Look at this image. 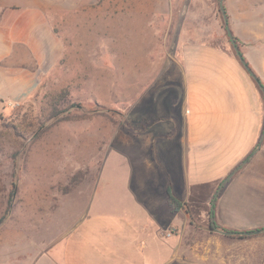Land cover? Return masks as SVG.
Returning a JSON list of instances; mask_svg holds the SVG:
<instances>
[{
  "label": "rangeland",
  "instance_id": "374dc122",
  "mask_svg": "<svg viewBox=\"0 0 264 264\" xmlns=\"http://www.w3.org/2000/svg\"><path fill=\"white\" fill-rule=\"evenodd\" d=\"M51 2L48 14L64 56L30 98L12 99L16 105L5 103L0 112V264H35L92 203L91 214H138L130 186L149 173L148 184L162 181V160L150 139L181 131L178 43L205 42L236 56L221 0ZM241 4L224 0L230 28L228 10ZM64 90L61 116L88 118L53 124L50 104ZM103 108L117 115H103ZM173 150L179 154L177 145ZM249 163L217 198L219 229L264 230V184ZM227 177L185 193L177 185L173 194L182 209L174 215L166 208L175 221L151 224L161 225L162 240L175 249L166 264H264V232L242 239L209 230L213 199ZM159 198L165 206V190ZM143 214L139 221L146 222ZM155 244L153 237L151 249ZM155 251V262L169 260L165 246Z\"/></svg>",
  "mask_w": 264,
  "mask_h": 264
},
{
  "label": "crops",
  "instance_id": "0c3cea01",
  "mask_svg": "<svg viewBox=\"0 0 264 264\" xmlns=\"http://www.w3.org/2000/svg\"><path fill=\"white\" fill-rule=\"evenodd\" d=\"M240 1L238 8L228 10L231 30L264 86V0ZM47 6L52 7L51 0H26L22 5L0 0V112L5 103L16 105L12 99L20 104L30 98L64 56L65 43ZM178 47L182 82L174 87L182 89L181 131L150 139L162 160L163 173L157 175L162 181L156 182L161 185L148 184L150 173L143 174L135 188L129 185L138 214H91L92 203L35 264H159L154 252L162 246L170 253L166 264L175 249L162 240L160 224L151 227L160 218H170L167 198L162 205L160 192L171 185L176 195L177 185L185 193L191 186L229 177L258 149L264 134V99L241 61L230 50L205 42H179ZM168 119L175 127V120ZM249 162L257 172L254 177L264 184V142ZM143 212L146 222L139 221ZM174 221L172 214L169 222ZM153 237L159 244L151 249Z\"/></svg>",
  "mask_w": 264,
  "mask_h": 264
},
{
  "label": "water",
  "instance_id": "95a60500",
  "mask_svg": "<svg viewBox=\"0 0 264 264\" xmlns=\"http://www.w3.org/2000/svg\"><path fill=\"white\" fill-rule=\"evenodd\" d=\"M220 9H221V12L223 14V18H224V21H225V24H226V30H227V33L230 37V40L232 42V45L235 49V52L239 58V60L241 61V64L243 65L244 69L247 71V73L251 76V78L257 83V85L260 87L261 91L263 92L264 94V86L262 85L261 81L259 80V78L256 76V74L253 72V70L250 68V66L248 65V63L246 62V60L244 59L238 45H237V42L233 36V33H232V30L229 26V22H228V16H227V12H226V9L224 7V0H221L220 2ZM264 142V134L260 140V143H259V146H258V149L261 148L262 144ZM257 149V150H258ZM257 150L255 151V153L257 152ZM253 153L247 160H245L243 163H241L230 175L229 177H227V179H225V181L222 183V185L220 186V188L218 189L214 199H213V202H212V212H211V229H209L210 231H214L216 233H219V234H223L225 236H236V235H240V236H245V237H249V236H255V235H259L261 233L264 232V230H253V231H244V232H227V231H224L222 229H219L217 226H216V223H215V211H214V207H215V203L217 201V198L220 194V192L222 191V188L224 187V185L239 171L241 170L249 161L250 159L253 157V155L255 154Z\"/></svg>",
  "mask_w": 264,
  "mask_h": 264
},
{
  "label": "trees",
  "instance_id": "16d2710c",
  "mask_svg": "<svg viewBox=\"0 0 264 264\" xmlns=\"http://www.w3.org/2000/svg\"><path fill=\"white\" fill-rule=\"evenodd\" d=\"M235 40H236V42H238V40L236 38H235ZM236 57L238 58L237 54H236ZM254 84L256 85L257 89L259 90L260 94L262 95V97L264 99V94L261 91L260 87L257 85V83L255 81H254ZM67 97H68V93H67L66 90H64L59 95L54 96V98H53V100H52V102L50 104V117H49V119H51V120L55 119L54 122H53L54 125L55 124H59L61 122H66V121H69V120H81V119H85V118L89 117L87 114H83V113L82 114L79 113V114H76V115L75 114L74 115L68 114V115L62 117L61 116V112H63V111H59V110H60L61 105L66 102ZM99 112H101V114H103V115L110 116L111 118H114L113 116H115V114L117 115L116 112H108L104 108L101 109ZM47 129L43 130L39 135H41ZM166 194H167V205H168L169 209L173 213H178L182 209V205L178 201V199L174 196V194L172 192L171 185H167ZM218 228H220V227L218 226ZM209 229H211V211H210ZM223 230H225L227 232H235V231H232V230L229 231L228 229H224V228H223ZM228 237L229 238H242V239L248 238V237L240 236V235L228 236Z\"/></svg>",
  "mask_w": 264,
  "mask_h": 264
}]
</instances>
